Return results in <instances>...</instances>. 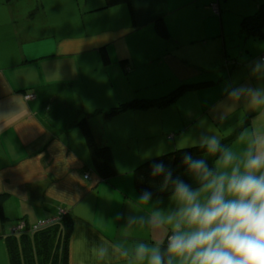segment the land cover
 Returning <instances> with one entry per match:
<instances>
[{
	"label": "crops",
	"instance_id": "0c3cea01",
	"mask_svg": "<svg viewBox=\"0 0 264 264\" xmlns=\"http://www.w3.org/2000/svg\"><path fill=\"white\" fill-rule=\"evenodd\" d=\"M1 1L0 28L14 24L17 31L9 39L15 48L0 52V264H9L5 239L18 223L32 227L60 211L73 218L68 264H132L136 245L162 247L170 233L149 221L154 211H174L176 202L163 196L140 204L133 171L144 159L188 140L225 137L229 123L223 125L218 106L240 72L239 59L245 52L251 56L240 21L264 0H129L110 8H102L103 0H50L52 9L46 0L36 7L40 27L19 30L21 11L10 7L11 0ZM61 7L66 16L56 36L52 17ZM27 20L26 25L34 19ZM159 22L167 37L157 29ZM47 36L52 47L43 51L38 46ZM252 65L246 64L248 80ZM206 80L215 85L165 107L103 115L118 103L157 98L181 83ZM24 93L35 97L25 100ZM241 106L250 113L246 103ZM83 117L97 142L111 149L117 174L109 180L92 167L77 126ZM111 244L127 250L129 261L111 256L101 261L97 250L110 251Z\"/></svg>",
	"mask_w": 264,
	"mask_h": 264
},
{
	"label": "clouds",
	"instance_id": "9594fccd",
	"mask_svg": "<svg viewBox=\"0 0 264 264\" xmlns=\"http://www.w3.org/2000/svg\"><path fill=\"white\" fill-rule=\"evenodd\" d=\"M251 72L264 81V59L257 60ZM225 93L230 107L246 103L264 109V84L228 86ZM189 144L203 150L199 157L189 152L182 156L184 175L198 186L174 178L163 163L151 166V176L162 177V191L171 185L177 207L167 214L154 211L149 221L154 229L169 231L166 247L140 243L132 264H264V129L254 130L242 151L223 145L215 135L188 140L179 148ZM151 200L150 191L139 197L144 206ZM97 254L101 261L109 256L129 261L128 251L119 244H111L110 251L101 247Z\"/></svg>",
	"mask_w": 264,
	"mask_h": 264
},
{
	"label": "trees",
	"instance_id": "16d2710c",
	"mask_svg": "<svg viewBox=\"0 0 264 264\" xmlns=\"http://www.w3.org/2000/svg\"><path fill=\"white\" fill-rule=\"evenodd\" d=\"M10 1V0H7ZM102 8H110L121 4L129 3V0H103ZM240 26L246 38H264V2L258 5L255 12L245 15L241 18ZM160 34L167 37L168 31L160 22L157 24ZM103 60H109L108 52L105 48L101 50ZM125 60H122L123 64ZM215 85L212 80L184 82L175 87L171 92L157 98L132 99L127 102L118 103L109 110L103 112L105 118H111L114 115L122 113L126 110L143 109L152 106L165 107L173 103L181 95L210 88ZM28 94V93H24ZM250 125L249 118H246L242 127ZM78 129L81 132L91 159V164L96 174L101 180H109L117 174L115 161L108 145H101L97 142L95 134L91 128L88 117L79 120ZM234 137L223 139L221 143L231 147ZM185 152L192 153L199 157L203 154V150L196 146H186L183 149L174 148L173 150L150 158L142 162L134 169V179L137 191L142 194L150 191L152 197L171 196V185L168 189L161 190L162 177L153 178L150 174L151 166L156 163H163L166 168H170L173 177L179 176L185 182L192 184L193 187L198 185L190 176H185V168L182 164V156ZM213 158L209 157V165H212ZM4 195H0V198ZM19 224V223H18ZM17 224V225H18ZM25 224V223H24ZM30 227H26L24 231H12L6 236V246L8 252L9 264H68L69 260V237L73 229V218L70 213L64 212L60 215L57 222L50 223L41 228L28 232ZM167 239L162 249L166 247Z\"/></svg>",
	"mask_w": 264,
	"mask_h": 264
},
{
	"label": "rangeland",
	"instance_id": "374dc122",
	"mask_svg": "<svg viewBox=\"0 0 264 264\" xmlns=\"http://www.w3.org/2000/svg\"><path fill=\"white\" fill-rule=\"evenodd\" d=\"M3 1L6 2V0H3ZM11 1H12V4L10 7H14L15 9L21 11V17L22 18H20L19 16L16 15V21L19 24V26L17 27L18 30L21 28H24L26 26H29V25H30V28L40 27L41 17H37V13H38L39 9H36V7H37V5H40L41 2H45L46 0H44V1L43 0H11ZM67 1L69 2L71 0H67ZM5 2H3V3H5ZM46 2L45 3L47 5V8H49V9H52L53 6H55L54 2H52L50 0H47ZM1 3H2V1L0 0V4ZM13 14L15 15V11ZM54 15L52 17V20L54 19V17H56V18L53 20L54 28H55V30L53 32L57 36V35L61 34V30H62L60 21L62 18H64L66 16V13H64V8L61 7V11L59 8L58 11H56V13ZM76 15L81 17V13H77ZM3 16L5 17V13L3 14ZM7 16L11 17L12 14H10L8 12ZM29 18H33L34 20H33L32 24L26 25L28 22L27 19H29ZM12 27H15V25L11 24L6 29H5V27L0 28V36H3V39L0 40V42L2 41L0 43V52L5 50L6 53H9L11 50H13L15 48L13 42L9 40V39H15V36H16L15 33H12V32H16L17 30H16V28H12ZM46 27L47 26H45V28ZM44 30H46V29H44ZM263 31H264V29H263ZM51 39H52V36H47V37L42 38L40 40L41 42L39 43V46H38L39 49H42L43 51L45 49L49 50V47H52ZM247 45H248V48H250L251 56L248 57L247 56L248 53L245 52V54H243L242 57L239 59L238 62H239V64H241V66L239 67L240 72H236L235 74H233L234 76L232 78V83L227 84L229 86L244 85L245 83H247V81H250V83L253 87L260 86L261 84H264V81H259L253 76H252V78H254V79L249 77V80H248L249 68L246 67V64L248 61L252 60V63L254 64L257 60L264 59V38H262V37H259V38L249 37L247 39ZM241 78H242V82L240 81ZM229 80H227V81L223 80L221 82L225 85L226 83H228ZM145 90H147L149 92L155 91V92H157V94H160L159 89H157V88H148ZM135 93H138V92L133 91V94H135ZM230 104H231V102L229 101L228 97H225L222 104L220 106H218V108L222 109V116H223V120H224L223 125H225L226 122L229 123L228 127L226 125V130L222 131V133H221V134H224L225 137H221V135H219L218 138L220 139V141H223V139H226L228 137H234L235 141L233 140L234 142L231 145V148H233L234 150H237V151L246 150V148L248 146V141L250 140L253 131L257 130V129H264V109L258 108L259 111H256L257 108H252V107L247 106L246 108H247L248 112H250V113L246 114L245 111L242 109V106L237 107V106H235V104H233V106L230 107L229 106ZM246 118H249L250 125L243 128L242 124L244 123ZM95 119H97V118H95ZM156 156H158V155L151 156L147 159H144L142 162H145L146 160H148L150 158H154Z\"/></svg>",
	"mask_w": 264,
	"mask_h": 264
},
{
	"label": "built area",
	"instance_id": "2783aa9c",
	"mask_svg": "<svg viewBox=\"0 0 264 264\" xmlns=\"http://www.w3.org/2000/svg\"><path fill=\"white\" fill-rule=\"evenodd\" d=\"M211 8L213 9L214 12H218L217 10V5L215 3L211 4ZM35 97L34 94L32 93H28V94H25L24 95V99L25 100H32L33 98ZM87 177V176H85ZM64 213L63 211H60L58 212L56 215L50 217V218H47V219H44V220H41L39 221L36 225L32 226L29 228L28 232H33L34 230L38 229V228H41L45 225H48L50 223H54V222H57L59 219H60V215ZM26 228H24V223L23 222H20L14 229V231L16 232H20V231H24Z\"/></svg>",
	"mask_w": 264,
	"mask_h": 264
}]
</instances>
